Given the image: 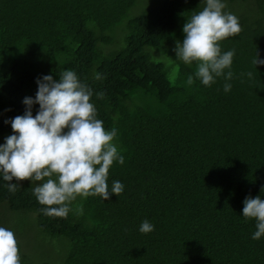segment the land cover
<instances>
[{
    "label": "trees",
    "instance_id": "16d2710c",
    "mask_svg": "<svg viewBox=\"0 0 264 264\" xmlns=\"http://www.w3.org/2000/svg\"><path fill=\"white\" fill-rule=\"evenodd\" d=\"M225 2L240 24L219 42L234 50L227 93L222 76L187 86L195 63L175 58L200 0H0V143L36 78L68 69L124 157L107 181L120 195L77 197L66 218L42 214L39 181L9 192L0 180L21 264H264V235L240 215L246 196L264 197V0Z\"/></svg>",
    "mask_w": 264,
    "mask_h": 264
},
{
    "label": "clouds",
    "instance_id": "9594fccd",
    "mask_svg": "<svg viewBox=\"0 0 264 264\" xmlns=\"http://www.w3.org/2000/svg\"><path fill=\"white\" fill-rule=\"evenodd\" d=\"M200 3L204 5L201 10L182 25L184 37L175 41V58L185 64L195 63L194 74L185 80L187 86L193 84L194 77L201 85L210 86L222 76L223 91L227 93L232 87L234 50L222 52L219 42L240 32L239 20L225 10V0ZM254 63L264 60L256 56ZM58 76L59 79L51 74L37 77L35 96L22 100L23 114L4 121L10 123L12 133L0 143V180L6 182L9 192H15L21 180L30 179L31 184L39 181L32 187V194L44 206L42 214L66 218L77 197L99 195L106 201L112 194L120 195L124 185L113 180L109 187L107 181L113 162L123 164L124 157L114 142L117 129H106L97 117L90 100L92 90L72 70L65 69ZM34 104L39 106L35 116ZM74 211L76 215L82 214V204H76ZM240 215L255 220L256 230L251 238L260 239L264 235V197L246 196ZM153 228L145 219L138 230L148 233ZM0 264H21L15 234L3 226Z\"/></svg>",
    "mask_w": 264,
    "mask_h": 264
},
{
    "label": "rangeland",
    "instance_id": "374dc122",
    "mask_svg": "<svg viewBox=\"0 0 264 264\" xmlns=\"http://www.w3.org/2000/svg\"><path fill=\"white\" fill-rule=\"evenodd\" d=\"M118 33H119V36H120V35H121L120 32H118ZM119 36H118V37H119Z\"/></svg>",
    "mask_w": 264,
    "mask_h": 264
}]
</instances>
